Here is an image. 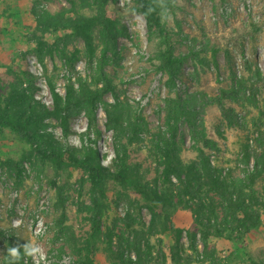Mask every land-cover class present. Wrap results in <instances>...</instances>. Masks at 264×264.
<instances>
[{
    "label": "rangeland",
    "instance_id": "1",
    "mask_svg": "<svg viewBox=\"0 0 264 264\" xmlns=\"http://www.w3.org/2000/svg\"><path fill=\"white\" fill-rule=\"evenodd\" d=\"M96 1L119 20L115 50L104 40ZM150 3L0 0V115H17L8 102L15 89L40 102V111L53 107L51 87L63 97L73 88L78 101L68 138L61 119L38 125L73 149L93 147V162L114 170L119 152L129 181L95 184L87 169L43 161L28 141L2 128L0 264H7V247L27 242L42 248L38 264H264V170L248 182L264 155V0H174L153 37L146 18H137ZM83 19L94 21V51L70 26ZM169 49L184 58L175 76L164 69ZM101 66L113 87L106 94ZM168 155L184 169L199 168L206 182L215 171L236 183L253 203L256 224L246 233L228 230L217 209L206 246L186 204L198 198L179 188L177 174L168 180ZM136 184L151 186L164 204L155 206Z\"/></svg>",
    "mask_w": 264,
    "mask_h": 264
},
{
    "label": "trees",
    "instance_id": "2",
    "mask_svg": "<svg viewBox=\"0 0 264 264\" xmlns=\"http://www.w3.org/2000/svg\"><path fill=\"white\" fill-rule=\"evenodd\" d=\"M96 5L99 7L98 20L104 25V40L109 44L111 49L115 50L119 36V20L115 15L112 13L110 14L109 9L104 3L102 4V1L101 3L96 1ZM146 8L147 5H143L137 10L143 14ZM145 18L147 20L148 33L153 37L162 27L159 11L152 12L146 15ZM93 22L94 21L91 19H83L72 20L70 24L74 32L84 39L90 51H94L93 40L91 37ZM183 60V57H174L172 51L169 49L165 58L164 69L172 70V74L175 76L176 71L174 72V69L176 68L178 73L182 68ZM100 75L105 81V88L102 92L104 94L112 92L113 87L107 78L104 66H101ZM51 92L53 96V107H45L43 110L39 111L37 103L40 104V102H36L37 100L35 98L27 96L25 92L22 93L15 89L11 93L8 102L14 105L15 109L18 110V113L14 118L0 115V130L2 128H10L15 131L20 138L28 141L36 149L38 155L43 161L51 160L58 164L68 163L75 165L80 169H87L95 184L101 183L105 180H113L124 185L128 184L129 181L125 173V163L119 152L116 159V169L114 170L103 165L99 161L96 163L93 162L98 156V152L93 147H85L83 151L73 149L69 147L67 143L58 141L50 131L42 129V127L38 125L40 122L49 118L61 119L65 124L63 139L68 138L69 131L67 124L69 123L73 108L77 106L78 101L76 91L73 88H67L65 97H63L55 87H51ZM90 96L91 109L95 115L98 110V94ZM179 100L180 102H183L181 97H179ZM181 108L185 113L188 112L184 109V105L182 104ZM175 137L176 133L173 135V139H175ZM246 160L247 162L249 161V154L246 155ZM209 169L212 170L211 167ZM263 170L264 155L257 157L254 171L249 172V184L252 185L255 178L261 174ZM165 173L170 182H172L171 176L177 174L180 179L179 188H181L186 195H189L191 199L198 198L196 203L190 204V201L187 200L186 204L195 209L196 216L194 220L196 225L198 224L200 226L199 230L202 231V234L204 235V243L206 246L208 236L210 235V223L212 220L217 221L218 219L217 209L221 210L223 223L228 230L232 231V229L236 227H243L245 230L244 232L246 233L249 231L250 226L256 224V221H254L253 218L258 217V214L255 215L256 213L253 209V203H247L242 192L238 193L236 191V183L227 182L224 179H221L215 171L210 174L209 181L206 182L203 180V174L199 168L194 166L184 169L179 160L176 159V162H171L170 156L168 155V165ZM182 175H185L184 179L181 178ZM136 188L142 191L146 198L155 206L164 204L165 197L158 194L151 186L136 184ZM205 198L208 199V202L204 201ZM95 215H97L95 216L96 230H100V213L96 211ZM163 215L164 214H161V216ZM228 216L231 217L230 220L228 219ZM205 221L209 224L207 225ZM213 229L216 234H221V229L217 224L213 226Z\"/></svg>",
    "mask_w": 264,
    "mask_h": 264
},
{
    "label": "clouds",
    "instance_id": "3",
    "mask_svg": "<svg viewBox=\"0 0 264 264\" xmlns=\"http://www.w3.org/2000/svg\"><path fill=\"white\" fill-rule=\"evenodd\" d=\"M173 3L174 0H151L145 12L137 18L143 20L146 15L158 10L161 22L166 23L170 19L171 5ZM43 255V250L39 245L27 242L24 245L17 244L16 246L7 247L5 258L7 264H20L22 260L25 264H27L28 260H31L32 264H38L40 257Z\"/></svg>",
    "mask_w": 264,
    "mask_h": 264
}]
</instances>
